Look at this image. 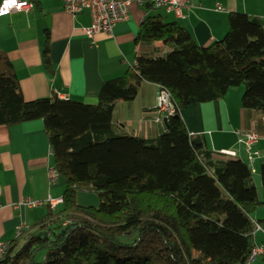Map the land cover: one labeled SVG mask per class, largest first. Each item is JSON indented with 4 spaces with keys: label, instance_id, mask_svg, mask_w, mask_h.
Masks as SVG:
<instances>
[{
    "label": "trees",
    "instance_id": "obj_1",
    "mask_svg": "<svg viewBox=\"0 0 264 264\" xmlns=\"http://www.w3.org/2000/svg\"><path fill=\"white\" fill-rule=\"evenodd\" d=\"M136 40L172 49L138 58L122 76L104 80L94 104L25 100L0 48V125L41 120L52 166L65 182L61 204H46L44 215L8 242L0 264H243L247 258L251 214L264 207V161L260 200L249 166L213 156L203 138L189 136L179 111L242 87L241 107L264 118L262 22L236 13L222 39L200 47L178 23L155 15L142 22ZM49 56L46 33L48 72ZM142 82L169 94L175 108L167 130L153 140L114 134L115 102L132 101ZM78 191L95 194L99 205H79Z\"/></svg>",
    "mask_w": 264,
    "mask_h": 264
},
{
    "label": "crops",
    "instance_id": "obj_2",
    "mask_svg": "<svg viewBox=\"0 0 264 264\" xmlns=\"http://www.w3.org/2000/svg\"><path fill=\"white\" fill-rule=\"evenodd\" d=\"M32 14L24 11L0 17V48L12 63L25 100L53 98L96 103L104 80L122 76L138 58L160 57L172 46L162 41H137L142 22L160 16L164 22H176L190 33L196 45L205 47L224 37L229 17L236 13L258 18L264 27V0H189L182 17L157 10L152 0H131L126 17L114 26L110 36L95 34L88 38L84 29L91 25L88 12L72 16L60 0H26ZM51 71L43 64L45 34ZM160 87L142 82L135 98L115 102L112 131L153 140L167 130L157 98ZM242 87L230 88L219 100L197 103L179 111L189 136L203 138L213 156L239 159L252 172L264 161V118L240 105ZM255 132L257 141L246 148L239 142L243 134ZM222 152H230L225 155ZM52 154L41 120L15 126L0 125V241L16 237L18 226H31L46 211L48 200L62 199L65 182L48 178ZM254 183V182H253ZM255 184V183H254ZM28 198L42 205L28 208L14 205ZM251 218L257 223L253 245L264 250V212ZM252 264H264L257 257Z\"/></svg>",
    "mask_w": 264,
    "mask_h": 264
},
{
    "label": "built area",
    "instance_id": "obj_3",
    "mask_svg": "<svg viewBox=\"0 0 264 264\" xmlns=\"http://www.w3.org/2000/svg\"><path fill=\"white\" fill-rule=\"evenodd\" d=\"M62 8L65 12L72 16L88 12L91 18V25L84 29V34L91 38L95 34H104L110 36L113 32L114 26L117 22L126 17V10L131 0H60ZM139 4L142 1L137 0ZM152 5L155 9L173 14L176 18L182 17V11L189 5V0H152ZM33 5L26 0H0V17L9 14L24 11L26 14H32ZM157 110L163 113L165 117L174 113V105L170 101L169 94L160 89L157 98ZM257 141L255 132H247L239 139V142L246 148H250L252 144ZM225 155L231 154L230 152H222ZM48 178L50 182H54L57 177V171L54 167L48 169ZM62 199L48 200L47 204L51 209H55L61 204ZM42 205L40 201H34L28 198L20 200L14 205L15 208L25 206L28 208L37 207ZM255 227L257 223L254 220ZM28 226H18L16 229V236L22 231L27 230ZM8 243L0 241V259L3 257ZM263 257L264 250L252 244L251 250L244 260L243 264H252L257 257Z\"/></svg>",
    "mask_w": 264,
    "mask_h": 264
},
{
    "label": "rangeland",
    "instance_id": "obj_4",
    "mask_svg": "<svg viewBox=\"0 0 264 264\" xmlns=\"http://www.w3.org/2000/svg\"><path fill=\"white\" fill-rule=\"evenodd\" d=\"M252 180L255 183L254 186L257 190V193L259 195V199L262 200V190H261V181L259 176V170H256V172H252ZM77 202L81 206H94L97 207L99 205V199L98 197L93 193H86L82 191L77 192ZM257 212H264V207H259L257 209ZM44 257V251L40 250L36 256L35 260L37 262L43 261Z\"/></svg>",
    "mask_w": 264,
    "mask_h": 264
},
{
    "label": "water",
    "instance_id": "obj_5",
    "mask_svg": "<svg viewBox=\"0 0 264 264\" xmlns=\"http://www.w3.org/2000/svg\"><path fill=\"white\" fill-rule=\"evenodd\" d=\"M175 116H177V115H175ZM164 121H166V119Z\"/></svg>",
    "mask_w": 264,
    "mask_h": 264
},
{
    "label": "snow or ice",
    "instance_id": "obj_6",
    "mask_svg": "<svg viewBox=\"0 0 264 264\" xmlns=\"http://www.w3.org/2000/svg\"><path fill=\"white\" fill-rule=\"evenodd\" d=\"M13 2H14V0H13Z\"/></svg>",
    "mask_w": 264,
    "mask_h": 264
}]
</instances>
